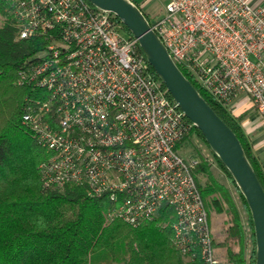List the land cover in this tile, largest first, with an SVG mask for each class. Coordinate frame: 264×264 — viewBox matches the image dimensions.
<instances>
[{"label":"built area","instance_id":"obj_1","mask_svg":"<svg viewBox=\"0 0 264 264\" xmlns=\"http://www.w3.org/2000/svg\"><path fill=\"white\" fill-rule=\"evenodd\" d=\"M9 5L17 39L46 43L17 80L38 94L21 121L45 151L43 187L105 196L108 220L133 227L167 208L180 255L219 264L191 173L198 161L176 150L194 126L151 75L136 39L86 0ZM164 10L149 24L180 72L227 110L236 96L249 98L264 124V3L168 0Z\"/></svg>","mask_w":264,"mask_h":264},{"label":"trees","instance_id":"obj_2","mask_svg":"<svg viewBox=\"0 0 264 264\" xmlns=\"http://www.w3.org/2000/svg\"><path fill=\"white\" fill-rule=\"evenodd\" d=\"M10 2L0 0V264H183L182 255L171 242L169 224L173 217L169 209L164 208L159 218L133 227L119 219L108 220L111 207L105 196H90L84 187L76 185L53 189L41 184L38 166L46 154L35 134L21 121L27 100L38 94L32 86L19 84L17 80L23 64L46 43L41 38L17 39L19 31L9 14ZM122 32L132 38L123 25ZM149 71L158 80L151 67ZM187 79L238 137L264 190V174L253 156L239 118L207 97L189 76ZM192 134L209 150L197 129L194 128ZM189 136L177 144V152ZM209 152L235 189L247 214L244 225L230 189L217 180L206 158L198 155L197 165L191 173L204 203L208 223L213 211L227 218L222 241L212 238L215 256L219 257L218 249L225 264H253L255 238L250 213L231 176L211 150ZM199 175L205 178L204 183ZM246 226L250 230L249 255L245 251ZM190 264H197V261Z\"/></svg>","mask_w":264,"mask_h":264},{"label":"water","instance_id":"obj_3","mask_svg":"<svg viewBox=\"0 0 264 264\" xmlns=\"http://www.w3.org/2000/svg\"><path fill=\"white\" fill-rule=\"evenodd\" d=\"M97 10L114 15L136 39L146 63L157 76L168 96L197 129L208 149L226 169L250 213L253 226L254 262L264 264V190L241 143L220 120L180 72L140 7L132 0H86Z\"/></svg>","mask_w":264,"mask_h":264},{"label":"crops","instance_id":"obj_4","mask_svg":"<svg viewBox=\"0 0 264 264\" xmlns=\"http://www.w3.org/2000/svg\"><path fill=\"white\" fill-rule=\"evenodd\" d=\"M145 14L148 22H152L165 13L164 6L168 0H132ZM264 3V0H259ZM233 116L239 118L242 131L248 140L255 160L264 174V124L257 109L249 98L238 95L229 105Z\"/></svg>","mask_w":264,"mask_h":264},{"label":"rangeland","instance_id":"obj_5","mask_svg":"<svg viewBox=\"0 0 264 264\" xmlns=\"http://www.w3.org/2000/svg\"><path fill=\"white\" fill-rule=\"evenodd\" d=\"M1 19H0V24H1ZM181 149L178 151L179 154L187 159H196L198 160V155L199 156H203L204 158H206L207 162L210 163L211 165V170L214 174V176L217 178V180L222 183L223 185H226L231 193H232V198L233 201H235L236 206L238 208V212L241 214V219L243 224L245 225V222L247 220V214L244 211V208L242 206L241 200L238 198V195L235 191V189L232 187V185L229 183V181L227 180L226 175H224L221 170L217 167L216 163H214V160L212 159L209 150L206 149L205 145L202 143V141H200L198 138L195 137L194 134L189 136V139L187 141H185L181 147ZM199 179L201 181V183L205 182V178L201 175H199ZM157 218H159L157 216ZM156 218V219H157ZM226 216L224 214H217L214 211L212 213H210V221H209V227L211 228V235L213 240L218 241H222L223 238V231L225 229V221H226ZM246 234H247V246H246V252L249 255V253L251 252V241H250V230L249 227L246 226ZM216 253H218V258L216 257V259L218 260L219 264H225L224 263V259L223 257L221 258L219 255V251L218 249H216ZM183 258V257H182ZM191 262H189L187 259L183 258V264H190ZM198 264V263H197Z\"/></svg>","mask_w":264,"mask_h":264}]
</instances>
